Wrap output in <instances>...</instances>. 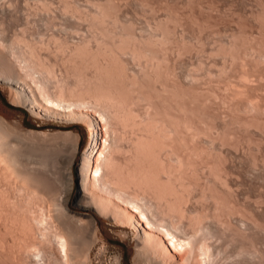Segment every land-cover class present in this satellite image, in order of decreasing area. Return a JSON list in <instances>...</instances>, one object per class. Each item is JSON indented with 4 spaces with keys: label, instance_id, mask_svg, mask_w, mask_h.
Instances as JSON below:
<instances>
[{
    "label": "rangeland",
    "instance_id": "rangeland-1",
    "mask_svg": "<svg viewBox=\"0 0 264 264\" xmlns=\"http://www.w3.org/2000/svg\"><path fill=\"white\" fill-rule=\"evenodd\" d=\"M100 10L119 19L115 25L108 23L109 37L103 38L114 48L120 35L128 33L137 38L131 43L134 41V45L146 53L148 50L139 40L156 33L157 25L167 29L170 37L165 47L164 67L169 74V84L171 88L172 83L173 88L180 85V90L177 88L176 91L181 92V105L189 122L199 131L196 141L191 142L190 136L184 137L183 141L186 139L184 142L189 147L196 145L201 152L204 149L203 154L198 152L200 158H195L198 154L191 158L190 154L187 159L185 156L189 154L184 153L180 170L170 147L165 146L157 153L160 161L157 178L170 181L172 187L183 191V218L168 214L151 189L144 188L143 191L130 185L128 193L147 202V207L156 216L175 222L181 231L190 232L191 225L202 231L205 234L201 239V258L205 259L202 264H264V0H0L1 79L9 70L3 57H9L15 63L16 54L20 52L21 56L24 51L27 55L24 44L23 49L18 41L15 42L17 36H23L30 44L33 42L40 58L56 64L58 77L68 73L66 77L63 75L64 84L74 85V70L56 52L54 39L67 41L70 45L88 42L95 47L101 35L92 27L91 17ZM121 49L118 61L125 81H129H124L125 106L134 108L129 107V111L138 119H144V99L151 94L155 106L169 107L165 100L172 99L163 95L161 102L162 97L158 94L161 92L151 90L148 81L142 78L140 68L144 61L139 64L128 48ZM155 50L158 52L156 57L161 55V58V51ZM85 71L83 83L91 87L95 79L90 81L93 78L91 69L86 74ZM38 72L41 73H36L39 83L48 86L52 92L54 80L42 69ZM26 77L32 83L33 78ZM11 86L0 80V118L11 133L12 143L15 147L18 145L16 151L20 152L18 156L24 164L38 166L41 163V174L45 168L64 167L54 182L48 181L53 184H47L63 199L61 203L66 212L55 213L62 227L73 232L74 245L71 241V246L85 251L86 264H156L136 249V231L131 226L117 223L90 205L78 203L79 199L87 200L79 183L77 187L74 181L75 173L79 178L82 154L90 141L87 126L80 121L33 115L28 107L16 103ZM102 108L109 117L116 165L119 170L130 171L134 169L132 145L139 133L128 127L122 128L114 118V107L106 105ZM45 163L53 167L49 168ZM168 173L172 178L169 179ZM41 184L49 189L44 185L46 182ZM195 215L199 221L190 224L187 218ZM48 239L43 241L44 245H39V260L28 254L29 262L32 261L29 264H61L56 243L51 236ZM1 258L0 264H12V260L10 263L9 259ZM78 258L82 257L78 255ZM191 264L199 262L193 259Z\"/></svg>",
    "mask_w": 264,
    "mask_h": 264
},
{
    "label": "bare ground",
    "instance_id": "bare-ground-1",
    "mask_svg": "<svg viewBox=\"0 0 264 264\" xmlns=\"http://www.w3.org/2000/svg\"><path fill=\"white\" fill-rule=\"evenodd\" d=\"M106 13L100 10L91 17V25L97 29L99 32L97 33L101 35L99 37H102V39L109 37L107 33L108 23L115 25L119 20L117 16H110ZM157 27V30L155 29L156 33L152 32L151 35L149 34V36L139 40L145 50H151V52L147 51L148 53L138 49L139 47L134 45L137 38L135 39L134 36L128 33L120 35L118 38L119 43L115 45V48L107 45L104 42L106 39L102 41L100 38V41L97 40L96 46L94 45L95 47L87 41L83 44L75 43L76 45L72 43V46L67 41L57 42V39H54L57 45L56 52L60 53L65 62L74 70L72 74L76 82L72 86L63 82V75L66 74L67 70L63 72L65 74H61V78L58 77L55 63L49 62L46 58H40L41 56L32 44L33 42L30 44L23 36L16 37L14 35L17 38L15 42L18 41L17 44L20 43L22 48L23 46L26 48L25 53L27 55L25 56L23 51L20 56L19 52L18 55L16 54L15 63L9 57H3L4 65L6 64L9 70L5 77H2V79L0 77V80L13 85L10 88L13 99L17 101L16 103L19 102L28 107L33 115L55 120L80 121L87 126L90 131V141L82 154L79 178L77 174V187L79 183L80 190L86 195L87 200L79 199V204L90 205L98 213L111 217L117 223L121 222L124 225L131 226L136 231L134 236L138 246L136 249L138 248L139 253H142L141 255L148 256L156 264H191L193 259L202 264L205 263V259L201 258V255H203L201 254L203 251H201L203 248L201 239L205 235L202 231H199L193 225L190 227L192 228L190 232L181 231V228L179 229L175 222L169 220L171 221L169 223L164 217L162 219L156 216L151 208L147 207V202L141 201L136 198L137 196H132L127 191L130 185L138 190L151 189L157 199L164 204L168 214L183 218V213H185V209L182 208L183 191L172 187V184H169L170 181L163 182L161 180V182L157 178L158 166L160 165L157 158L158 151L165 146L166 148L167 146L170 147L176 158L175 160H177L176 165H178L179 170L182 168L184 153L189 154L188 157L185 156L187 159H190V154L193 158V155L198 154V152L204 153V149H201L203 150L201 152L195 147L196 145L189 147L185 143L186 139L185 142L183 141L186 136L192 138L191 142L196 141L199 131L189 122L187 112L181 105V92L176 91L177 88L178 91L180 90V85H175L177 87L174 86L175 88H173L172 83L174 92L169 84V74L164 67L166 62L164 58L165 47L170 34L167 29H161L162 27L158 25ZM132 40H134L133 43H131ZM22 44L24 45L22 46ZM123 48H128L129 53L138 62L144 61L140 68L142 78L148 81L147 85L151 90H158L162 93H158L162 97L161 102L164 100L163 95H167L168 98L172 99L173 105H171L169 99H167L168 101L165 100L172 109L168 106L165 109L164 106H161L162 109L155 106L153 103L155 101L150 98L151 94L150 97L145 96L144 99L146 103L144 119H138L135 114H132L133 112L129 111L130 105L128 108L125 106L126 99L124 96L126 90L124 81L127 79H125L124 71L118 61V52H121L120 49L123 50ZM155 49L161 51V58V55H158L159 58L156 57L158 52ZM88 68L91 69L93 77L89 80L95 79L94 84H90L91 87L83 83V72L86 69L89 70ZM39 69H42L54 80L51 86L53 93L48 86L40 84L39 79L36 78V73H40L38 72ZM25 75L33 78L32 83L27 80ZM85 82L89 83V81ZM126 83H129V81ZM134 84L136 83L134 82ZM157 97L159 96L157 95ZM166 102L165 104H167ZM106 105L115 108L114 118L116 117L122 128L128 127L131 131L134 130L139 133V135H135V141L133 140L132 162L134 169L130 170L131 172L129 170H126V172L119 170L116 165L117 162L114 160L112 148L115 146L109 125V117L107 118V112L105 113L104 108H102ZM96 130L100 131V134L95 132ZM10 134L0 118V257H3L1 259H9V262L12 260V264H29L32 262L28 260V254H30V256H37L36 259L39 260V245H42L51 236L61 256L59 263L86 264V260H84L85 251L81 250V252L77 247L71 246L73 232L67 229L68 227L64 229L60 220L56 217L58 211L62 210L63 214L66 212V207L61 203L63 199L56 194L57 192L51 190L52 186L50 188L48 185L51 184L48 181H53L64 167L62 168V165H59L61 168L59 169V167L54 166L55 170L45 168L41 174V168L39 167L41 163L38 166L24 164L19 159L18 154L20 152L16 151L18 145L15 147L16 144L12 143ZM123 138H125L124 134ZM57 155L58 153L55 156L57 157ZM197 156L199 157V154L194 157L198 158ZM46 162H49V160ZM52 162L50 164H55ZM47 164L49 168L53 167H50L49 163ZM168 174L170 179L172 174ZM40 182H43V184L46 182L44 185H48L49 189H46ZM191 217L187 218L190 220V224L197 223L198 219L196 220V218L198 217L196 215L193 218ZM45 246L49 245L45 243ZM78 255L82 258L79 259Z\"/></svg>",
    "mask_w": 264,
    "mask_h": 264
},
{
    "label": "water",
    "instance_id": "water-1",
    "mask_svg": "<svg viewBox=\"0 0 264 264\" xmlns=\"http://www.w3.org/2000/svg\"><path fill=\"white\" fill-rule=\"evenodd\" d=\"M77 174L75 173V179H74V181H75V184L77 185Z\"/></svg>",
    "mask_w": 264,
    "mask_h": 264
}]
</instances>
